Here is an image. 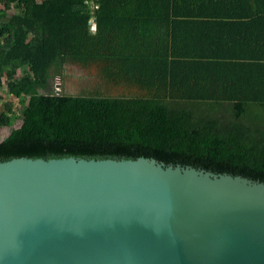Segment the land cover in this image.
<instances>
[{"label": "trees", "instance_id": "1", "mask_svg": "<svg viewBox=\"0 0 264 264\" xmlns=\"http://www.w3.org/2000/svg\"><path fill=\"white\" fill-rule=\"evenodd\" d=\"M0 5L16 9L0 10V89L23 104L0 161L143 156L264 181V0ZM67 61L147 94H57Z\"/></svg>", "mask_w": 264, "mask_h": 264}, {"label": "water", "instance_id": "2", "mask_svg": "<svg viewBox=\"0 0 264 264\" xmlns=\"http://www.w3.org/2000/svg\"><path fill=\"white\" fill-rule=\"evenodd\" d=\"M0 264H264V181L143 156L0 161Z\"/></svg>", "mask_w": 264, "mask_h": 264}, {"label": "rangeland", "instance_id": "3", "mask_svg": "<svg viewBox=\"0 0 264 264\" xmlns=\"http://www.w3.org/2000/svg\"><path fill=\"white\" fill-rule=\"evenodd\" d=\"M0 10L6 16H10L16 12L13 7L4 8L0 5ZM107 68L101 62L89 63L82 65L67 61L64 63L61 76L60 90L58 93L71 96H144L146 91H143L135 85H129L122 80H111L106 77L105 72ZM58 81H53V85ZM55 84V85H56ZM0 112L7 111L10 107L13 117L11 125L0 128V141L4 140L13 129L19 128L21 125L20 114L23 109L18 99L7 93L6 87L0 89Z\"/></svg>", "mask_w": 264, "mask_h": 264}, {"label": "built area", "instance_id": "4", "mask_svg": "<svg viewBox=\"0 0 264 264\" xmlns=\"http://www.w3.org/2000/svg\"><path fill=\"white\" fill-rule=\"evenodd\" d=\"M92 20V19H91ZM90 30H92V31H94L95 30V23H91V25H90ZM54 81H58V83L56 84V82H55V84H54V87H55V91H56V93H57V91L58 90H60V84H61V80H59V77H55V79H54Z\"/></svg>", "mask_w": 264, "mask_h": 264}, {"label": "flooded vegetation", "instance_id": "5", "mask_svg": "<svg viewBox=\"0 0 264 264\" xmlns=\"http://www.w3.org/2000/svg\"><path fill=\"white\" fill-rule=\"evenodd\" d=\"M62 68H63V66H62ZM62 70V69H61ZM60 80H61V78H60Z\"/></svg>", "mask_w": 264, "mask_h": 264}]
</instances>
